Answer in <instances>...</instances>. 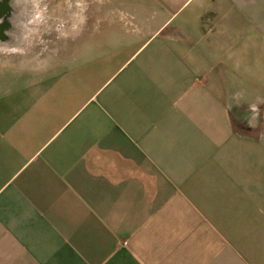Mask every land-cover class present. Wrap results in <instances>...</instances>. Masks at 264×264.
Here are the masks:
<instances>
[{
	"label": "crops",
	"instance_id": "crops-1",
	"mask_svg": "<svg viewBox=\"0 0 264 264\" xmlns=\"http://www.w3.org/2000/svg\"><path fill=\"white\" fill-rule=\"evenodd\" d=\"M82 3L0 31V264H264V0Z\"/></svg>",
	"mask_w": 264,
	"mask_h": 264
},
{
	"label": "rangeland",
	"instance_id": "rangeland-1",
	"mask_svg": "<svg viewBox=\"0 0 264 264\" xmlns=\"http://www.w3.org/2000/svg\"><path fill=\"white\" fill-rule=\"evenodd\" d=\"M82 1L35 0L34 10L29 11L25 19L18 20L19 23L16 27L23 32L19 38L48 41L49 45L55 49L56 44L60 45L66 39V25H70L72 22H81V16L75 14L80 11Z\"/></svg>",
	"mask_w": 264,
	"mask_h": 264
},
{
	"label": "bare ground",
	"instance_id": "bare-ground-1",
	"mask_svg": "<svg viewBox=\"0 0 264 264\" xmlns=\"http://www.w3.org/2000/svg\"><path fill=\"white\" fill-rule=\"evenodd\" d=\"M3 1H5L9 7L8 11L0 14V27L5 30L11 27V21L9 20V17H11L12 12L14 10L20 12V14L22 15L27 14L29 11L34 10L36 3L34 2L35 0H3Z\"/></svg>",
	"mask_w": 264,
	"mask_h": 264
},
{
	"label": "water",
	"instance_id": "water-1",
	"mask_svg": "<svg viewBox=\"0 0 264 264\" xmlns=\"http://www.w3.org/2000/svg\"><path fill=\"white\" fill-rule=\"evenodd\" d=\"M8 8L9 7H8L7 3L3 0H0V14L8 11ZM0 31H1V27H0Z\"/></svg>",
	"mask_w": 264,
	"mask_h": 264
}]
</instances>
